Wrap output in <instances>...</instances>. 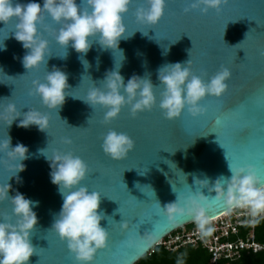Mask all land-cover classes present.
I'll list each match as a JSON object with an SVG mask.
<instances>
[{"label":"water","instance_id":"water-1","mask_svg":"<svg viewBox=\"0 0 264 264\" xmlns=\"http://www.w3.org/2000/svg\"><path fill=\"white\" fill-rule=\"evenodd\" d=\"M37 2L43 6V0ZM142 4L147 6L145 0H131L117 48L102 49L96 42L86 54L71 43L60 45L55 37L61 23L43 13L38 27L48 41L45 62L30 69L22 63L28 50L15 39L16 18L0 21V44L6 45L0 50V144L11 138L9 148L0 150V188L9 187V197L20 192L39 202L30 237L36 251L26 264H80L51 229L63 198L51 182L44 153L50 159L67 152L82 157L89 165L82 183L101 192L106 218L100 224L109 235L90 264H135L169 232L197 219L189 209L202 210L203 218L231 209L216 182L232 176L230 165L252 164L264 175V0H224L207 13L185 12L188 0H167L155 25L137 18ZM121 50L125 59L119 71L125 85L138 75L159 86L162 66L190 59L193 72L205 79L229 67L228 89L219 97L206 96L201 114L185 109L168 119L159 107L161 85L155 89L157 104L149 111L132 116L125 105L106 122L107 108L86 100L115 70ZM54 67L67 74L68 87L64 103L49 107L34 82H44ZM28 111L43 118V130L35 123L20 126ZM110 129L135 141L124 158L102 151V138ZM17 144L26 146L25 159L12 151ZM12 210L9 198L0 199V217L14 218Z\"/></svg>","mask_w":264,"mask_h":264},{"label":"clouds","instance_id":"clouds-1","mask_svg":"<svg viewBox=\"0 0 264 264\" xmlns=\"http://www.w3.org/2000/svg\"><path fill=\"white\" fill-rule=\"evenodd\" d=\"M130 2L131 0H81L78 4L77 0H43L41 6L37 0H29L28 3L0 0V21L6 23L16 18L15 39L22 42V46L28 50L22 63L30 69L45 62L48 41L42 37L38 27L43 13L61 23L55 37L60 45L66 47L71 43L78 53L86 54L96 42L102 49L117 48L126 31L124 16L129 11ZM223 2L224 0H188L184 11L199 9L202 13H207L210 9L218 10ZM145 3L146 7L142 4L137 8V18L143 23L157 24L164 15L167 0H145ZM5 48L3 41L0 50ZM120 53L122 58L119 64L116 63L115 70L107 73L103 86L93 88L86 100L92 106L98 104L107 108L104 116L106 122L115 118L125 105L130 106L132 116L150 110L157 104L155 89L161 85L159 107L166 118H175L185 109L193 116L199 115L205 111L201 101L209 95L221 96L228 89V81L232 75L229 67L222 66L205 79L193 72L189 59L162 66L159 69V86H154L150 79L138 75L131 76L125 85L124 77L119 71L125 57L123 50ZM81 59L87 67L88 62ZM34 84L35 91L49 107L64 103L67 95L65 89L68 87L65 72L54 67L48 72L44 82ZM23 116L20 126L27 127L35 123L41 130L44 129L43 118L39 114L28 111ZM10 143L11 138L8 137L6 143L0 144V150L9 148ZM134 146L135 141L128 133L116 129H110L103 136L101 145L103 151L113 159L124 158ZM12 151L18 153L21 160L26 158V146L17 144ZM44 155L50 162L51 182L58 186L63 198L51 229L66 241L80 264H90L95 253L106 246L109 235L100 224L106 218V213L100 209L101 192L89 191V187L82 183L89 174V165L82 157L72 152L55 154L51 159L45 153ZM23 167L19 170H23ZM230 170V178L221 176L216 181L227 204L249 207L253 215L264 212V175L252 164L230 165ZM8 189L9 187L0 188V199L11 200L14 218L0 217V264H26L36 251L30 237L37 223V214L33 209L39 202L26 198L20 192L9 197ZM189 211L197 214L196 218L203 227V211L197 208Z\"/></svg>","mask_w":264,"mask_h":264},{"label":"built area","instance_id":"built-area-1","mask_svg":"<svg viewBox=\"0 0 264 264\" xmlns=\"http://www.w3.org/2000/svg\"><path fill=\"white\" fill-rule=\"evenodd\" d=\"M203 219V227L196 219L169 232L156 245L171 252L184 247L203 248L210 264H231L243 253L264 249L254 234L255 222L264 219V212L253 215L249 207H232L214 218Z\"/></svg>","mask_w":264,"mask_h":264},{"label":"trees","instance_id":"trees-1","mask_svg":"<svg viewBox=\"0 0 264 264\" xmlns=\"http://www.w3.org/2000/svg\"><path fill=\"white\" fill-rule=\"evenodd\" d=\"M254 234L264 244V219L255 222ZM135 264H210L209 254L203 248L184 247L175 252L156 245ZM231 264H264V249L256 253H243Z\"/></svg>","mask_w":264,"mask_h":264},{"label":"snow or ice","instance_id":"snow-or-ice-1","mask_svg":"<svg viewBox=\"0 0 264 264\" xmlns=\"http://www.w3.org/2000/svg\"><path fill=\"white\" fill-rule=\"evenodd\" d=\"M163 18V17H162ZM161 18V19H162ZM146 111V110H145ZM147 111H149V110H147ZM144 112V111H143ZM143 112H140V113H138L137 115H140L141 113H143ZM212 132H215V133H217V138H219V136H220V133H219V131H212ZM218 140H220V139H218ZM102 151H103V148H102ZM260 171L262 172V173H264V168H260ZM65 243H66V241H65ZM67 244V243H66ZM103 249H101V251H102Z\"/></svg>","mask_w":264,"mask_h":264}]
</instances>
